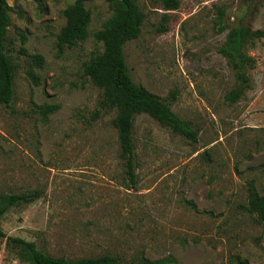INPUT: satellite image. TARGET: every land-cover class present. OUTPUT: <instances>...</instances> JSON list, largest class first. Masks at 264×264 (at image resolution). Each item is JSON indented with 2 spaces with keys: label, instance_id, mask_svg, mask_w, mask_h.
Masks as SVG:
<instances>
[{
  "label": "rangeland",
  "instance_id": "374dc122",
  "mask_svg": "<svg viewBox=\"0 0 264 264\" xmlns=\"http://www.w3.org/2000/svg\"><path fill=\"white\" fill-rule=\"evenodd\" d=\"M73 1L9 0L16 78L11 105L0 103V194L38 189L41 197L12 207L0 228L71 259L110 253L167 264H264V223L247 209L250 182L264 194V37L247 47L256 59L247 85L220 53L241 24L264 30V0H179L172 11L161 0H138L146 17L126 45L131 75L188 120L197 140L137 115L135 183L120 157L117 110L102 105L103 89L83 72L104 50L92 34L115 7L87 2L90 37L60 52L57 34ZM34 54L44 57L42 67ZM239 90L237 101L226 99ZM48 105L58 109L45 116ZM0 264L31 262L21 245L0 237Z\"/></svg>",
  "mask_w": 264,
  "mask_h": 264
},
{
  "label": "trees",
  "instance_id": "16d2710c",
  "mask_svg": "<svg viewBox=\"0 0 264 264\" xmlns=\"http://www.w3.org/2000/svg\"><path fill=\"white\" fill-rule=\"evenodd\" d=\"M92 0H74L64 9L66 22L57 34V46L60 52L66 47H73L79 42L87 40L92 21L91 11L86 3ZM115 7L114 15L107 19L101 29L93 32L96 41L102 42L103 52L91 57L84 63L83 72L103 89L102 105L105 108L117 110L113 124L118 131L120 142V157L124 163L128 178L136 182V145L134 141L135 117L147 113L178 133L193 141L197 140V131L188 120L181 118L161 96L148 88L137 84L130 72L126 45L142 33L145 22V12L138 0H108ZM162 8L167 11L179 8V0H161ZM13 6L9 0H0V103L10 106L15 95L16 65L9 53L7 41L11 12ZM225 29V27H223ZM264 37V30L253 29L241 24L231 33L220 47V53L227 58L235 72L236 78L244 84L249 83L248 68L255 64V57L247 52V47L254 45L258 38ZM23 43L27 42V35L22 34ZM25 53L26 50L22 49ZM34 65L42 67L44 57L41 54L32 56ZM29 77L34 83H39L35 70H28ZM241 97V91H230L226 99L235 102ZM57 105L43 108L45 116L55 112ZM249 201L247 209L257 215L264 223V194L260 193L254 182H250ZM41 197V191H25L21 193L0 194V218L12 207L30 204ZM0 237H7L8 242L21 245L31 264H167L164 259H152L144 254L137 255L133 260H122L116 255L106 253L97 257L66 258L53 256L38 248L34 241H28L18 236H7L0 228Z\"/></svg>",
  "mask_w": 264,
  "mask_h": 264
}]
</instances>
